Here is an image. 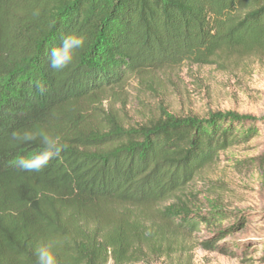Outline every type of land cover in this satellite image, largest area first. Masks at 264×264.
Here are the masks:
<instances>
[{
  "label": "trees",
  "instance_id": "16d2710c",
  "mask_svg": "<svg viewBox=\"0 0 264 264\" xmlns=\"http://www.w3.org/2000/svg\"><path fill=\"white\" fill-rule=\"evenodd\" d=\"M73 32L85 45L56 72L48 52ZM233 52H264V0H0V264H36V245L49 240L58 264H124L164 230L220 222L219 210L196 214L177 194L221 151L255 135L243 129L254 118L167 113L126 129L91 126L84 111L128 77ZM34 125L68 148L41 172H25L11 161L42 145L9 137ZM73 237L84 241L79 255L57 252Z\"/></svg>",
  "mask_w": 264,
  "mask_h": 264
},
{
  "label": "rangeland",
  "instance_id": "374dc122",
  "mask_svg": "<svg viewBox=\"0 0 264 264\" xmlns=\"http://www.w3.org/2000/svg\"><path fill=\"white\" fill-rule=\"evenodd\" d=\"M84 113L91 126L117 123L126 129L167 113L205 120L227 113L254 118L243 129L253 127L255 135L221 151L177 194L196 214L219 210L221 221H200L197 229L183 233L164 230L124 264H264V52L222 53L212 64L186 61L128 77L101 103L86 105ZM83 244L74 237L60 241L57 252L77 256Z\"/></svg>",
  "mask_w": 264,
  "mask_h": 264
},
{
  "label": "clouds",
  "instance_id": "9594fccd",
  "mask_svg": "<svg viewBox=\"0 0 264 264\" xmlns=\"http://www.w3.org/2000/svg\"><path fill=\"white\" fill-rule=\"evenodd\" d=\"M32 14L39 16L40 9H35ZM86 39L84 34L76 32L63 36L60 45L52 47L48 52L50 68L56 72L69 68L76 59L79 50L84 47ZM34 87L41 94L46 91L45 84L40 80L35 81ZM9 139L13 145L37 140L42 145L38 152L29 156H18L11 161L15 167L25 172H41L51 160L59 158L61 153L68 148L59 135H54L39 125L14 130L10 133ZM55 248L56 243L51 240L38 243L35 247L36 264H58Z\"/></svg>",
  "mask_w": 264,
  "mask_h": 264
}]
</instances>
